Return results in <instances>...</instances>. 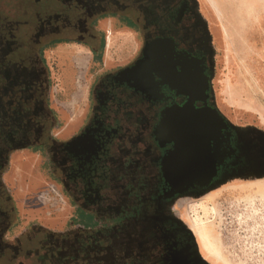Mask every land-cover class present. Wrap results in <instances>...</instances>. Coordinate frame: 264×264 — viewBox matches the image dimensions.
Wrapping results in <instances>:
<instances>
[{
  "label": "rangeland",
  "instance_id": "1",
  "mask_svg": "<svg viewBox=\"0 0 264 264\" xmlns=\"http://www.w3.org/2000/svg\"><path fill=\"white\" fill-rule=\"evenodd\" d=\"M114 13L119 11L94 19L97 41L90 45L63 42L42 50L54 116L47 142L60 143L78 133L94 109L98 81L138 56L146 36L144 21L133 9ZM194 16L209 50L211 89L219 111L243 133L264 132V0H194ZM127 17L133 27L126 26ZM108 28H129L130 35L108 48ZM258 48L262 51L254 52ZM1 181L11 205L5 239L15 256L12 264L22 263V251L31 248L28 263L34 255L41 264H76L89 253H96L94 261L102 264L146 262L147 255L126 253L121 239L126 222L138 216L140 207L129 212L124 207L83 208L47 144L13 150ZM146 187L127 185L125 193L137 196ZM166 212L192 232L208 264H264V174L257 175L254 168L197 197L179 196L166 204Z\"/></svg>",
  "mask_w": 264,
  "mask_h": 264
},
{
  "label": "water",
  "instance_id": "2",
  "mask_svg": "<svg viewBox=\"0 0 264 264\" xmlns=\"http://www.w3.org/2000/svg\"><path fill=\"white\" fill-rule=\"evenodd\" d=\"M130 5L145 23L139 55L99 80L88 122L53 144L52 155L83 208L140 207L123 228L125 252L147 255L144 264H208L166 204L197 197L251 168L264 174V132H241L215 104L194 0ZM139 183L145 190L128 197L127 185Z\"/></svg>",
  "mask_w": 264,
  "mask_h": 264
},
{
  "label": "flooded vegetation",
  "instance_id": "3",
  "mask_svg": "<svg viewBox=\"0 0 264 264\" xmlns=\"http://www.w3.org/2000/svg\"><path fill=\"white\" fill-rule=\"evenodd\" d=\"M130 4L131 0H0V264H12L15 258L5 239L12 213L1 181L9 155L15 149L45 144L51 150L56 143L47 142L54 116L48 104L47 65L42 50L63 42L90 45L97 41L94 19L110 12L119 11L114 14L121 15L127 9L134 10ZM125 21L126 26H134L129 18ZM79 214L85 212L80 209ZM30 251L32 248L18 252L24 255L22 263L14 264H41L34 255L29 256V263L26 261ZM93 257L96 253H89L76 264H102Z\"/></svg>",
  "mask_w": 264,
  "mask_h": 264
},
{
  "label": "bare ground",
  "instance_id": "4",
  "mask_svg": "<svg viewBox=\"0 0 264 264\" xmlns=\"http://www.w3.org/2000/svg\"><path fill=\"white\" fill-rule=\"evenodd\" d=\"M107 36H108V40H107V45H108V48H110V47H116V46H118V44H119V40H121V39H126L129 35H130V32H129V29H127L126 31H119V30H116V31H114L112 28H108L107 29ZM249 35V34H248ZM258 36H260V38H259V40H258V43L260 44L261 43V41H262V37H261V35H257V37ZM120 37V38H119ZM108 50H110V49H108ZM262 51V49L260 48H258V51L257 50H255L254 52H256V53H260ZM260 55V54H259ZM258 56V55H257ZM82 58V57H81ZM49 189V188H48ZM204 251H205V249H204ZM166 257H167V255H166Z\"/></svg>",
  "mask_w": 264,
  "mask_h": 264
},
{
  "label": "crops",
  "instance_id": "5",
  "mask_svg": "<svg viewBox=\"0 0 264 264\" xmlns=\"http://www.w3.org/2000/svg\"><path fill=\"white\" fill-rule=\"evenodd\" d=\"M129 29V28H128Z\"/></svg>",
  "mask_w": 264,
  "mask_h": 264
}]
</instances>
